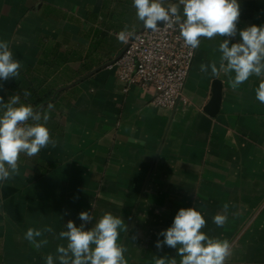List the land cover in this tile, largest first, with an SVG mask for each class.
<instances>
[{"label":"crops","instance_id":"1","mask_svg":"<svg viewBox=\"0 0 264 264\" xmlns=\"http://www.w3.org/2000/svg\"><path fill=\"white\" fill-rule=\"evenodd\" d=\"M238 3L237 35L201 38L187 102L162 110L151 91H124L110 64L124 47L118 34L125 26L142 28L133 0H0V41L21 64L18 78L0 80V97L19 94L37 111L52 104L46 127L57 141L35 157L21 154L19 174L0 183V264H46L49 254L59 264L56 249L67 245L59 233L69 220L79 227L84 211L93 217L85 230L104 213L124 220L118 243L128 264L160 257L179 264L177 249L155 245L179 209L190 207L206 220L202 232L230 242L226 264H264V103L256 99L264 77L233 91L234 73L200 72L201 64L219 66L223 39L231 46L241 42L240 30L264 26V0ZM214 79L222 98L210 117L203 107ZM225 203L228 220L218 227L213 218ZM45 226L54 231L37 238L48 241L37 249L25 233Z\"/></svg>","mask_w":264,"mask_h":264},{"label":"clouds","instance_id":"2","mask_svg":"<svg viewBox=\"0 0 264 264\" xmlns=\"http://www.w3.org/2000/svg\"><path fill=\"white\" fill-rule=\"evenodd\" d=\"M182 6V12H181ZM138 21L145 29L157 31L158 22L164 26L178 25L180 38L184 45L192 50L200 46L201 38L213 39L216 36L232 38L237 35V22L240 17L238 0H179L178 4H167L165 0H133ZM133 35L128 26L118 34V40L127 43ZM241 42L232 43L223 39L219 44V66L201 64L200 72L219 77L221 73L229 75V84L233 91L251 76L264 77V26L252 25L239 31ZM21 64L13 59L7 41H0V80L18 78ZM30 95L25 91L24 96ZM256 99L264 103V80L256 90ZM53 105L47 110H34L30 104L21 103L20 95L11 96L7 102L0 97V183L13 179L19 174L21 154L35 157L42 148L57 141L46 127ZM228 203L223 205L224 213L217 214L213 222L223 227L228 220ZM83 222L79 227L69 220L66 230L59 233V239L67 245H59L55 260L59 264H128L125 259L126 248L119 241L120 233L127 232L123 219L111 213H104L94 227L85 230V225L93 220L89 212L79 213ZM206 220L197 208H181L174 217L172 226L159 233L164 239L156 241V248L164 245L177 249L181 257L179 264H226L232 255V246L227 239L210 238L201 231ZM45 226L41 229L28 228L25 239L39 249L46 245V239L38 240L44 233L53 232ZM179 246V247H178ZM46 264H54L53 255L46 256ZM155 264H177L173 258H154Z\"/></svg>","mask_w":264,"mask_h":264},{"label":"built area","instance_id":"3","mask_svg":"<svg viewBox=\"0 0 264 264\" xmlns=\"http://www.w3.org/2000/svg\"><path fill=\"white\" fill-rule=\"evenodd\" d=\"M124 46L113 63L124 91L133 85L151 91L152 103L162 110L187 102L183 89L195 50L184 45L178 25L167 27L161 22L157 31L144 28Z\"/></svg>","mask_w":264,"mask_h":264},{"label":"water","instance_id":"4","mask_svg":"<svg viewBox=\"0 0 264 264\" xmlns=\"http://www.w3.org/2000/svg\"><path fill=\"white\" fill-rule=\"evenodd\" d=\"M160 24L161 22H158V25ZM143 29H144V26L142 23V28L139 31H142ZM124 49H125V46L123 47L119 55L116 57V59H114L113 61H110V64L115 62L120 57ZM221 98H222V82L219 79H214L211 85V96L208 102L206 103V105L203 107V112L206 113L210 117H214L219 112Z\"/></svg>","mask_w":264,"mask_h":264},{"label":"rangeland","instance_id":"5","mask_svg":"<svg viewBox=\"0 0 264 264\" xmlns=\"http://www.w3.org/2000/svg\"><path fill=\"white\" fill-rule=\"evenodd\" d=\"M191 72H192V69H191V71H190L189 74H188L187 80H188V78L190 79ZM187 80H186V83H187ZM186 83H185V85H184V89L186 88ZM184 89H183V94H184ZM185 90H186V89H185Z\"/></svg>","mask_w":264,"mask_h":264}]
</instances>
